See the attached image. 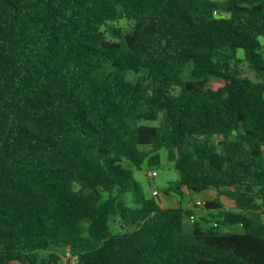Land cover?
Here are the masks:
<instances>
[{
    "label": "trees",
    "instance_id": "16d2710c",
    "mask_svg": "<svg viewBox=\"0 0 264 264\" xmlns=\"http://www.w3.org/2000/svg\"><path fill=\"white\" fill-rule=\"evenodd\" d=\"M263 215L264 0H0V264H264Z\"/></svg>",
    "mask_w": 264,
    "mask_h": 264
},
{
    "label": "rangeland",
    "instance_id": "374dc122",
    "mask_svg": "<svg viewBox=\"0 0 264 264\" xmlns=\"http://www.w3.org/2000/svg\"><path fill=\"white\" fill-rule=\"evenodd\" d=\"M125 21H122L124 23ZM121 23V22H120ZM240 56L243 55V52L240 51ZM244 67L248 69L247 65L245 64ZM210 85L214 88H218L221 85L220 81H212ZM161 154V163L155 168L147 169L143 171H136L135 176L136 178L142 183V186L146 193L151 194V191L154 187L158 188L161 192L160 199L161 203L169 198L170 202L167 204V207H176L179 205V195L176 193H171L172 196L168 197L169 195L165 194V190L169 188L178 178L179 173L175 169L173 163L169 161L168 159V151L166 149L160 150ZM156 169L158 172V175L155 177L149 178V171ZM232 188H223V193H219L217 189H210L206 195L205 192L203 193H188V190H183L184 192H187L183 195V206L187 209H193L196 213V222L200 227L206 228L213 225L215 222H218V220L221 219V210L220 209H207L204 206L198 207L197 209L191 206V202H195L198 199H205L207 200H219L222 205L224 206V209L234 210L237 211V207L235 205V202L232 198L228 196V191H230ZM264 219V215H263ZM187 225H192L193 223L187 219ZM242 227L239 224H234L230 226H224L222 225L219 230L221 232H227V231H234L238 232L241 231ZM54 253L60 256L63 253L62 249H52ZM52 251L41 253L43 257H48L49 254Z\"/></svg>",
    "mask_w": 264,
    "mask_h": 264
},
{
    "label": "built area",
    "instance_id": "2783aa9c",
    "mask_svg": "<svg viewBox=\"0 0 264 264\" xmlns=\"http://www.w3.org/2000/svg\"><path fill=\"white\" fill-rule=\"evenodd\" d=\"M157 175H158V172H157L156 169L149 171V178L155 177ZM151 193L153 195H155V196H160L161 195V192L156 187H154L152 189ZM205 203H206L205 199H198V200H196L195 202L192 203V206L197 209L198 207L204 206ZM195 218H196V213H192L189 216V220L191 222H194ZM215 225H216V223H215ZM61 258H62V263L63 264H75L78 261L79 256H78V254L73 253L69 249H64L63 253L61 255Z\"/></svg>",
    "mask_w": 264,
    "mask_h": 264
},
{
    "label": "crops",
    "instance_id": "0c3cea01",
    "mask_svg": "<svg viewBox=\"0 0 264 264\" xmlns=\"http://www.w3.org/2000/svg\"><path fill=\"white\" fill-rule=\"evenodd\" d=\"M141 172V171H140ZM185 190V189H184ZM186 191V190H185ZM208 192V191H207ZM207 192H205L206 193V195L208 194ZM187 193V192H186ZM170 196H172V195H169L168 197H170ZM169 202H170V199L169 198H167L164 202H163V204L161 203V205L163 206V207H167V204H169ZM193 203V201L190 203V204H192Z\"/></svg>",
    "mask_w": 264,
    "mask_h": 264
}]
</instances>
